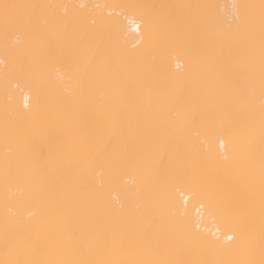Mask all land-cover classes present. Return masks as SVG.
<instances>
[{
  "label": "bare ground",
  "instance_id": "obj_1",
  "mask_svg": "<svg viewBox=\"0 0 264 264\" xmlns=\"http://www.w3.org/2000/svg\"><path fill=\"white\" fill-rule=\"evenodd\" d=\"M0 264H264V0H0Z\"/></svg>",
  "mask_w": 264,
  "mask_h": 264
}]
</instances>
